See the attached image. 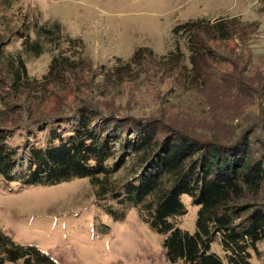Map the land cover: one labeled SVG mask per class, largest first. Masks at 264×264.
Wrapping results in <instances>:
<instances>
[{
	"label": "trees",
	"instance_id": "trees-1",
	"mask_svg": "<svg viewBox=\"0 0 264 264\" xmlns=\"http://www.w3.org/2000/svg\"><path fill=\"white\" fill-rule=\"evenodd\" d=\"M36 25L34 36L30 26L18 32L22 50L16 53L7 50L9 42L0 36V100L12 101L8 111H0L10 125L0 121V177L42 186L89 178L96 199L123 206L120 213L111 211L115 219H124L127 210L135 208L142 221L165 236L170 264H225L224 258L228 264H255L264 243V154L259 156L252 136L264 130V73H254L252 57L247 60L235 53L224 57L218 49L242 37L237 30L242 19H192L173 30L185 41L186 50L178 46L161 58L146 50L165 71L189 63L185 75L192 82L201 68V102H189L191 110H201V125L186 123L194 118L187 111L180 113L179 122L164 119V114L141 121L120 119L93 103L72 110L62 104L37 113L18 108L20 100H29L26 93L35 84L42 88L65 82V75L80 65V58L61 53L52 59L42 81H34L23 53L40 55L44 43H57L61 36L45 24ZM143 51L138 49L110 75L118 76L139 63ZM217 63H228L231 70L214 74L213 80L204 70L215 69ZM219 104L228 106L226 111H212ZM254 105L257 110H249ZM169 122L176 127L164 131ZM17 133L22 141L14 143ZM19 167L22 171L16 175ZM184 195L199 207L194 233L179 224L188 213ZM215 241L220 242L224 258L212 251ZM19 261L60 264L38 245L18 242L0 226V264Z\"/></svg>",
	"mask_w": 264,
	"mask_h": 264
},
{
	"label": "rangeland",
	"instance_id": "rangeland-1",
	"mask_svg": "<svg viewBox=\"0 0 264 264\" xmlns=\"http://www.w3.org/2000/svg\"><path fill=\"white\" fill-rule=\"evenodd\" d=\"M226 17L242 19V27L237 29L242 37L221 44L218 49L222 56L235 53L247 60L252 57L254 73H264V0H0V36L8 40L9 52L22 50L18 32L26 26L32 28V35L36 24L61 34L57 43L43 44L42 54L23 53L34 81H42L55 56L63 53L80 58L79 67L65 75V82L42 88L35 84L26 93L29 100H20L18 108L37 109V113L59 109L62 104L72 110L93 103L119 118L141 121L164 114V119L179 122L183 121L180 113L187 111L194 118L186 119V123L191 120V124L201 125V110H191L189 103L201 102V68L192 82L185 75L190 72L189 63L185 68L165 71L146 50L158 58L178 46L186 50L185 41L173 32L176 25L198 18L216 21ZM69 39L80 43H69ZM138 49L144 50L139 63L118 76L110 75L116 66L129 62ZM214 67L204 70L213 80L214 74L231 70L228 63ZM11 104L0 100V111H8ZM257 107L250 106L249 110ZM227 108L219 104L212 111L221 113ZM2 117L0 121H4ZM1 125L10 126L8 121ZM163 126L164 131L176 127L171 122ZM18 137L19 133L14 143L22 141ZM252 142L259 156L264 154V130L256 131ZM21 171L19 167L15 174ZM182 200L188 213L179 224L194 233L199 207L189 195ZM122 209L117 202L96 199L89 178L42 186L7 182L0 177V226L16 241L38 245L60 264H170L163 246L165 236L142 221L135 208L128 209L124 219H115L111 211L120 213ZM259 250L253 261L264 264V243ZM212 251L224 258L219 241L212 244Z\"/></svg>",
	"mask_w": 264,
	"mask_h": 264
}]
</instances>
